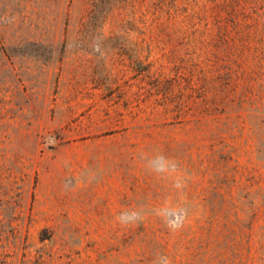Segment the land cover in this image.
<instances>
[{
	"label": "rangeland",
	"instance_id": "374dc122",
	"mask_svg": "<svg viewBox=\"0 0 264 264\" xmlns=\"http://www.w3.org/2000/svg\"><path fill=\"white\" fill-rule=\"evenodd\" d=\"M0 264H264V0H0Z\"/></svg>",
	"mask_w": 264,
	"mask_h": 264
},
{
	"label": "crops",
	"instance_id": "0c3cea01",
	"mask_svg": "<svg viewBox=\"0 0 264 264\" xmlns=\"http://www.w3.org/2000/svg\"><path fill=\"white\" fill-rule=\"evenodd\" d=\"M77 77H81V76L78 75ZM75 81L76 83L71 84V86L75 85L77 100L75 102L70 101V108L68 109V113L70 114V119L76 116V120H70V121L71 123L75 124V126H77L78 129H81V82H80L81 79L77 78L75 79Z\"/></svg>",
	"mask_w": 264,
	"mask_h": 264
},
{
	"label": "clouds",
	"instance_id": "9594fccd",
	"mask_svg": "<svg viewBox=\"0 0 264 264\" xmlns=\"http://www.w3.org/2000/svg\"><path fill=\"white\" fill-rule=\"evenodd\" d=\"M176 227H178L179 225H175Z\"/></svg>",
	"mask_w": 264,
	"mask_h": 264
}]
</instances>
